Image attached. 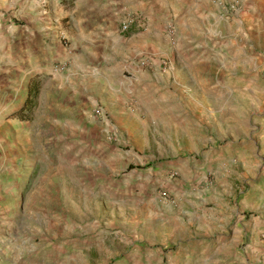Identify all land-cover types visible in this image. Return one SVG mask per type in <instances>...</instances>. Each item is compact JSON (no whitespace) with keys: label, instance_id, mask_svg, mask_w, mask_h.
Returning a JSON list of instances; mask_svg holds the SVG:
<instances>
[{"label":"rangeland","instance_id":"1","mask_svg":"<svg viewBox=\"0 0 264 264\" xmlns=\"http://www.w3.org/2000/svg\"><path fill=\"white\" fill-rule=\"evenodd\" d=\"M35 1L62 47L0 102V264H199L245 223L263 240L264 0ZM100 27L103 61L75 46Z\"/></svg>","mask_w":264,"mask_h":264},{"label":"crops","instance_id":"2","mask_svg":"<svg viewBox=\"0 0 264 264\" xmlns=\"http://www.w3.org/2000/svg\"><path fill=\"white\" fill-rule=\"evenodd\" d=\"M19 2L22 3V6ZM15 5L21 6L20 10H24L23 19L25 23L22 27L15 25L11 19V9ZM52 5L53 3L51 2L48 8L43 11L35 0H0V102L14 100L20 95L21 89L29 86L32 78H27L25 71L28 67H31L33 54L46 55L49 51V44L54 41L56 46L61 49L62 42L59 41L56 32L58 31V25L52 24L58 18V15H54L51 11ZM38 20L41 31L34 32L40 36L39 45H37L36 37H33L34 32L32 31L33 22ZM100 28L102 30L106 29L104 27ZM35 33L34 35H36ZM110 35L111 32L108 29L99 34L98 32H94L93 35L84 33L83 36L75 38V46L79 50L81 49V52L84 49H94L98 58L103 61L106 56L102 55L103 51L101 50L106 47L107 38ZM145 46L147 45L145 44ZM150 47L154 48V45L151 43ZM43 64L44 62H41L39 65ZM76 67L78 68V65ZM99 70H101V67L96 71ZM17 93L19 94L17 95ZM225 233L223 235L227 239L224 241L201 245L199 264H247L250 263L249 251H247L250 250V247H254L253 251L256 248L258 253L260 250H264V239L257 237L255 224L245 223L242 227L234 228L231 233ZM241 237L248 239L245 251H241L238 246L241 242ZM236 259H239V261L236 262ZM173 260H175L174 257ZM185 261L188 262L190 260L186 259Z\"/></svg>","mask_w":264,"mask_h":264},{"label":"built area","instance_id":"3","mask_svg":"<svg viewBox=\"0 0 264 264\" xmlns=\"http://www.w3.org/2000/svg\"><path fill=\"white\" fill-rule=\"evenodd\" d=\"M40 4H42L43 6H46V3L48 0H37ZM145 24L144 20L142 18H137V17H133V16H129L127 19H125L122 24H121V29L122 31H128L129 28L132 25H136V26H143ZM143 64L146 62H142Z\"/></svg>","mask_w":264,"mask_h":264},{"label":"trees","instance_id":"4","mask_svg":"<svg viewBox=\"0 0 264 264\" xmlns=\"http://www.w3.org/2000/svg\"><path fill=\"white\" fill-rule=\"evenodd\" d=\"M37 87V86H36ZM36 87H34V89L32 90L30 87H29V93H34V92H36L37 91V88ZM25 106V105H24ZM21 111H22V109H21ZM17 113H18V110L16 111ZM15 112V113H16Z\"/></svg>","mask_w":264,"mask_h":264}]
</instances>
